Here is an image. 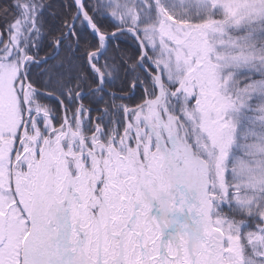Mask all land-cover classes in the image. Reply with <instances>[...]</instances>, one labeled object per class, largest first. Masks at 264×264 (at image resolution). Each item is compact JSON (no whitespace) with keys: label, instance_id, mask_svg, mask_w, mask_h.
Listing matches in <instances>:
<instances>
[{"label":"snow or ice","instance_id":"obj_1","mask_svg":"<svg viewBox=\"0 0 264 264\" xmlns=\"http://www.w3.org/2000/svg\"><path fill=\"white\" fill-rule=\"evenodd\" d=\"M0 264H264V0H0Z\"/></svg>","mask_w":264,"mask_h":264},{"label":"trees","instance_id":"obj_2","mask_svg":"<svg viewBox=\"0 0 264 264\" xmlns=\"http://www.w3.org/2000/svg\"><path fill=\"white\" fill-rule=\"evenodd\" d=\"M127 43L131 44V41H128Z\"/></svg>","mask_w":264,"mask_h":264}]
</instances>
